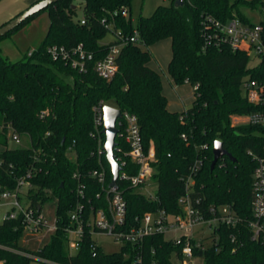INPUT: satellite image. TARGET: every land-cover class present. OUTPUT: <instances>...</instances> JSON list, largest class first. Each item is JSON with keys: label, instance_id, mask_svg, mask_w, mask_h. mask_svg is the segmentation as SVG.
Instances as JSON below:
<instances>
[{"label": "trees", "instance_id": "1", "mask_svg": "<svg viewBox=\"0 0 264 264\" xmlns=\"http://www.w3.org/2000/svg\"><path fill=\"white\" fill-rule=\"evenodd\" d=\"M76 1L58 0L44 8L49 13V28L43 42L30 54L27 51L14 61L0 54V193L15 188L18 179L31 170L33 185L27 192L28 203L40 209L54 196L58 225L44 245L30 250L19 243L25 230L23 217L4 218L0 222L2 264H32L37 261L33 255L41 258L40 264L182 261L184 237L176 243L163 233H154L147 235L139 246L127 244L118 251L106 252L100 245L93 248L95 241L88 226L78 251L70 254L66 231L71 225L70 211L80 202L84 205L83 216L89 217L91 208L105 203L102 196L97 197L101 186L89 171L101 162L108 180L112 176L106 153L98 154V140L91 134L93 107L101 100L136 114L145 146L152 142L155 148L154 197L140 192L129 181L118 180L127 201V226L148 211L181 213L179 198L185 193L186 178L200 160L192 194L200 196L206 206L232 205L242 220L236 227L220 224L209 242L202 239L200 246L194 245V255L202 256L204 264H264V243L251 238L246 223L251 218L255 165L247 149L259 150L264 145V125L231 124L232 114L254 110L243 95L241 82L247 74L260 77V71L249 66L246 51L233 50L227 43L206 44L204 37L207 16L227 21L238 15L249 20L241 6L254 7L263 0H185L182 6H175L172 0L169 5L157 6L150 16L140 15L137 21L130 13L132 0H80L86 23H81L77 16V6H73ZM123 6L129 10L128 17L121 13ZM35 14L0 36V42ZM103 19L113 22L127 36L137 29L143 42L123 45L119 69L110 80L99 76L94 68L109 45L100 41L111 30ZM166 38L171 40L167 69L173 81L198 84L192 105L182 111L169 108L162 75L149 64V46ZM80 42L94 53L86 71L54 59L48 51L52 44L70 47ZM42 110H47L43 118ZM11 129L28 137L30 145L10 147ZM119 131L116 140L121 150L115 149L116 156L122 158L120 162L126 160L123 170L135 173L137 165L123 154L129 146L120 124ZM216 140H221L236 160L225 155L212 169ZM192 241L196 243L194 238Z\"/></svg>", "mask_w": 264, "mask_h": 264}, {"label": "built area", "instance_id": "2", "mask_svg": "<svg viewBox=\"0 0 264 264\" xmlns=\"http://www.w3.org/2000/svg\"><path fill=\"white\" fill-rule=\"evenodd\" d=\"M261 8L264 12V0ZM121 13L123 16L128 17V8L123 6ZM80 22L86 23L85 18L81 17ZM102 22L105 26L111 28L110 31L114 33L115 40L106 43L109 44L107 52L103 57L95 61L94 68L99 76L110 80L119 69L118 57L123 45L128 42L139 44H143V42L137 29H134L133 34L127 36L122 29H117L113 22H108L105 19ZM204 28L206 44L212 42L216 45L227 43L233 50L246 51L250 57L249 62L253 61V65L250 67L260 71V77L257 78L247 74L241 82L243 95L249 103L254 105V110L247 113L232 114L233 123L264 125V18L257 21L250 18L245 20L235 15L227 21H222L212 16H207L204 21ZM48 51L54 59L62 60L79 71H86L89 63L94 60V53L88 50L83 42L70 47L52 44L48 47ZM31 52L32 50L29 51V54ZM192 86L194 90L198 88V84ZM105 104L101 100L93 107L94 129L91 134L98 140V154L104 151L103 146L106 139L102 131L104 126L103 106ZM121 113L122 116L117 119V126L119 128L120 124L124 127V137L129 146V149L123 151V154L128 156L137 165L138 169L135 173L123 170L126 160L123 159L120 162L122 158L116 156L122 166L118 180L129 181L132 186L137 187L139 190V188H146L151 184L150 180L154 173L152 161L155 159V148L152 142L149 147L145 146L138 116L128 110L121 109ZM46 114L47 110H42L40 117L43 118ZM120 134L121 132L119 131L118 135ZM182 135L186 137L185 133ZM10 136L13 141L20 142L21 135L17 131L11 129ZM115 149L121 150L118 145L115 146ZM247 154L254 160L255 165L252 172L251 218L247 219L246 223L251 230V238L264 243V145L259 150L249 147ZM200 162V160L195 162L186 178L185 193L179 198V203L182 207L181 213H167L164 209L155 212L148 211L138 216L136 223L130 226H127L126 219L127 201L119 187L118 180L117 185H111V178L108 180L106 168L100 162V166L89 171V174L100 184L101 191L97 193V197L102 196L105 203L97 208H91L89 217L83 216L84 205L80 202L70 211L71 225L66 227L70 254H75L78 251L84 236L85 227L88 226L90 234L95 241L93 248L99 245L93 237L94 233H104L111 236L115 242L121 243L122 248L123 245L127 244L133 246L141 245L147 235L163 233L165 236V233L169 231H179L181 233L179 236L167 239L180 243L184 237L181 264H185L187 259H195L193 247L194 245L200 246L203 239L201 237L197 240L194 236L199 226L207 225L213 233L220 224L236 227L242 220L232 205L211 203L206 206L203 205L200 196L192 194L194 175L199 168L198 163ZM32 175V171L29 170L26 175L18 179L15 188L0 193L1 197L9 199L6 203L10 205V209L6 212L4 218H17L21 215L25 230L29 229L38 232L47 228V231L53 233L58 227L56 216L54 223L49 224L42 212V208L36 209L28 203L27 192L33 185L31 181ZM82 188L83 184L79 188L80 193H83ZM154 194L150 196L154 197ZM23 198L27 199L26 204L22 202ZM231 237L235 241L236 236L232 234ZM193 238L196 240L195 244L192 241ZM33 256L37 261L41 259L37 255ZM138 260L140 261L141 258H138ZM0 264H2L1 261ZM153 264L156 263L154 262Z\"/></svg>", "mask_w": 264, "mask_h": 264}, {"label": "rangeland", "instance_id": "3", "mask_svg": "<svg viewBox=\"0 0 264 264\" xmlns=\"http://www.w3.org/2000/svg\"><path fill=\"white\" fill-rule=\"evenodd\" d=\"M22 0H0V17L8 14L9 11L17 8ZM252 1V0H248ZM172 0H132L130 13L134 21H137L140 15L150 16L153 14L157 6L159 5H169ZM77 6V16H83V3L80 0L76 1ZM262 3L256 2L254 7L243 5L241 10L251 19L260 20L264 18V12L262 11ZM50 24L49 13L46 9L40 10L36 13L28 22L21 24L16 30L13 31L10 37L2 40L0 42V54L4 56H9L11 60H17L22 58L27 51L34 49L39 46L48 31ZM13 39V40H12ZM115 40V35L112 31H109L105 37L100 41L102 43H109ZM152 53V59L150 61V66L162 75L163 82V92L168 98L169 107L172 110L182 111L184 106L189 107L192 105L195 99L194 88L191 84L184 82L177 84L173 81L170 76L167 66L172 54L171 40L166 38L149 46ZM253 65V61L249 62V66ZM234 115V114H233ZM231 124L239 125L233 123V117L231 116ZM8 143L10 147L14 146H29L30 142L28 137L21 136L20 142H15L11 139L10 131ZM0 145V149H2ZM72 155V154H71ZM151 184L146 188H139L141 192L145 195H153L156 191L157 185L150 180ZM9 199H5L0 196V222L3 221L4 215L10 209V205L6 202ZM22 202L27 203V199L23 198ZM55 205L56 198L52 196L46 200L42 205V212L47 219L48 223H54L55 221ZM197 229V228H196ZM195 229V230H196ZM47 228L41 231L34 232L29 229L24 230L22 237L19 240L21 246L36 250L40 246L44 245L50 237ZM181 233L179 231H169L165 233L166 238H172L179 236ZM212 230L207 225H201L198 230L195 231V238L199 240L201 237L206 242H209L212 238ZM93 237L99 243V245L106 252L118 251L121 249V243H117L113 238L104 233H94ZM176 260V259H175ZM195 261V263H193ZM181 264V261H176ZM32 264H40L38 261H33ZM185 264H204V258L202 256H197L195 259H187Z\"/></svg>", "mask_w": 264, "mask_h": 264}, {"label": "water", "instance_id": "4", "mask_svg": "<svg viewBox=\"0 0 264 264\" xmlns=\"http://www.w3.org/2000/svg\"><path fill=\"white\" fill-rule=\"evenodd\" d=\"M58 0H38L28 8L15 15L9 21L0 26V36L5 35L24 20H26L29 16L37 13L38 11L44 9L49 4L54 3ZM185 0H175V6L184 5ZM74 7L76 5H73ZM122 116L121 109L110 105L105 104L103 106V117H104V126L103 133L105 134V142L103 149L106 153V157L109 163V168L112 174L110 184L117 185V180L119 177L120 170L122 166L118 162L115 153V146H117L118 142L116 140L119 128L117 126V119ZM229 156L231 159L236 160V158L224 147L223 142L221 140H216L213 145V159L211 161V168L213 169L220 158L223 156Z\"/></svg>", "mask_w": 264, "mask_h": 264}, {"label": "crops", "instance_id": "5", "mask_svg": "<svg viewBox=\"0 0 264 264\" xmlns=\"http://www.w3.org/2000/svg\"><path fill=\"white\" fill-rule=\"evenodd\" d=\"M36 1H38V0H22V1H20L21 3L17 6V8L9 11L7 15L0 17V26L3 25L5 22L9 21L11 18H13L15 15H17L21 11L25 10L26 8H28L30 5H32ZM184 108H185V106H184Z\"/></svg>", "mask_w": 264, "mask_h": 264}]
</instances>
